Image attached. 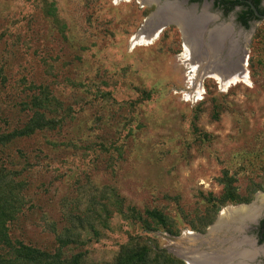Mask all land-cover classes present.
<instances>
[{"label":"rangeland","instance_id":"1","mask_svg":"<svg viewBox=\"0 0 264 264\" xmlns=\"http://www.w3.org/2000/svg\"><path fill=\"white\" fill-rule=\"evenodd\" d=\"M154 9L0 0V136L36 112L49 122L0 145V177L10 180L0 194L24 200L0 222L11 241L53 252L67 234L86 264L151 245L186 264L185 233L204 235L225 208L264 194V21L244 33L249 87L221 90L206 77L197 99L187 97L192 72L177 26L130 44ZM229 190L242 202L222 204ZM214 239V249L229 247L224 234Z\"/></svg>","mask_w":264,"mask_h":264},{"label":"bare ground","instance_id":"2","mask_svg":"<svg viewBox=\"0 0 264 264\" xmlns=\"http://www.w3.org/2000/svg\"><path fill=\"white\" fill-rule=\"evenodd\" d=\"M139 2L146 4L143 0H138V3ZM158 15L156 23H149V21L144 22L140 31L131 37L130 44L132 47L137 45L148 46L157 39L163 31L164 25L168 23H173L174 25L176 24L180 33L182 32L183 34L185 51L184 57L187 58V63H189L192 72L190 86L193 91L189 94V96H187L188 98H191V94H193V96H198L197 99H200L203 91L201 82L206 77L212 78L221 90H226L238 84H243L244 86L249 87L247 53L242 59L237 61L232 58L234 52H230L231 58L229 62L223 63L217 58L220 54V45L211 44V42H213L212 40L218 39L217 37H221V34L214 36L211 35L213 33L210 34L208 32L207 36H205V33H201L199 31V27L197 28L195 26L194 28H190L187 24H185V22L179 19L173 7H165ZM206 51L209 52V55H207ZM211 59L214 60L205 65V61ZM260 198L263 201L264 195H261ZM247 211L249 210L246 207L225 208L220 213L221 215L218 224L211 229L212 235L217 236L223 231L232 230L239 223L242 224V221L252 215ZM183 237V240L185 241L184 243L188 246L191 244L199 245L204 242L200 236L190 232L185 233ZM241 246L242 244L240 241H234L231 252L229 253L216 249H211L209 251L190 250L185 251V253L181 254V256L188 264H243L240 261L239 263L235 262V259L239 258L238 260H241L242 257L249 258L251 252L250 250H240ZM239 250L242 252L240 253ZM226 259L227 261H225Z\"/></svg>","mask_w":264,"mask_h":264},{"label":"trees","instance_id":"3","mask_svg":"<svg viewBox=\"0 0 264 264\" xmlns=\"http://www.w3.org/2000/svg\"><path fill=\"white\" fill-rule=\"evenodd\" d=\"M256 6V1L254 2ZM41 105L39 106V108ZM35 116V117H34ZM30 124L24 128L13 131L7 135L0 136V145H5L15 138L33 135L35 132L43 130L49 122H43V116L36 112ZM8 175L0 177V183H3V189H7L10 183ZM23 197L13 195L12 193L0 194V222L4 218L14 219L18 216L19 205ZM247 200H245L246 202ZM242 201L235 197L231 190L225 194L222 204L224 203H241ZM150 218L162 217L155 211H146ZM78 219V218H77ZM82 221L79 222L81 225ZM5 226L0 225V264H86L85 255H73L68 244H72L67 234L56 235L58 247L53 252L40 250L35 247L25 245L20 242L11 241ZM70 229L67 233L70 234ZM65 250V251H64ZM113 264H184L181 260L168 254L164 249L157 246H123L115 258Z\"/></svg>","mask_w":264,"mask_h":264},{"label":"flooded vegetation","instance_id":"4","mask_svg":"<svg viewBox=\"0 0 264 264\" xmlns=\"http://www.w3.org/2000/svg\"><path fill=\"white\" fill-rule=\"evenodd\" d=\"M185 2V8H195L197 21L185 22L190 28L195 26L201 33L212 32L211 35H219L212 40V45L219 44L220 54L217 57L221 62L227 63L233 53V60H240L246 53V45L249 40L244 33L251 31L257 23L264 21L258 18L256 12L264 16V0H178ZM256 1V6L254 2ZM193 26V27H192ZM207 40V39H203ZM223 49V50H222ZM234 50V51H233ZM221 51H223L221 53ZM235 54V55H234ZM222 55V58H221ZM249 60V58H248ZM209 62V61H208ZM216 62V61H215ZM245 248L250 250V257L255 259L254 264H264V209L254 227L248 226L245 230ZM255 235L251 244L249 236ZM253 245V246H252ZM260 246V247H258Z\"/></svg>","mask_w":264,"mask_h":264},{"label":"water","instance_id":"5","mask_svg":"<svg viewBox=\"0 0 264 264\" xmlns=\"http://www.w3.org/2000/svg\"><path fill=\"white\" fill-rule=\"evenodd\" d=\"M121 1H125V2H128V1H131V0H114L115 3L117 2H121ZM138 2V0H136ZM143 2H146L145 3H140V6L141 7H144V6H152L154 5L155 6V9L152 13L149 14V16L147 17V19L145 20L146 21H149V23H152V22H155L157 21L158 19V14L161 13V11L169 6V7H173V9L176 11V15L179 17V19L183 22H192V21H197L199 20L198 19V16L196 15L195 13V8H190V9H186L185 8V2L183 1H178V0H143ZM252 10L254 11L255 15L258 17V18H261V19H264V16H261L259 15L255 8L252 7ZM170 25H174L173 23H168L166 25H164V28L170 26ZM175 26H177L175 24ZM209 32V31H208ZM206 31V33H208ZM212 32H210L211 34ZM261 195H264V194H258L256 197H255V201H253L252 203L248 204V205H239L238 207H228L229 208H243V207H246L249 211H247L248 213H251L252 215L248 218H246L244 221H242V224L239 223L238 225H236V227H234L232 230H228V231H223L221 232L222 234H224V238H226L225 241H227V244L229 245L228 248H224L223 251L225 253H229L231 252V249H232V246H233V243L234 241H241L243 243L242 246H241V249L240 250H246V248L243 246L244 244V241L245 238L244 237H241V232L240 231H243L245 230L248 226H251V225H254L257 223L259 217L261 216L262 212H263V209H264V200L262 201L260 196ZM220 215H218L215 223L210 227V229L207 231L206 234L204 235H198L200 236L204 242L201 243V246L199 248H194V247H189L188 245H186L187 247H185V249L187 251H190V250H211V249H214L213 247V242L216 240L214 239L215 236L212 235V232H211V229L216 226L220 220ZM221 233L219 235H221ZM240 235V237H239ZM161 237H163L164 239L170 241V242H173V243H179L180 244V239L181 238H173V237H170V236H165L163 234L160 235ZM241 238V239H239ZM252 244V243H251ZM181 245V244H180ZM215 245V244H214ZM183 246V245H182ZM181 246V247H182ZM185 246V245H184ZM253 246V245H252ZM180 248V247H179ZM181 251H183L182 248H180ZM239 250V252H240ZM242 252V251H241ZM240 252V253H241ZM178 256L186 263L187 261L180 255L178 254ZM239 259V258H238ZM238 259H235V262H242L243 264H254L255 263V259L253 257H245V258H241V260H238ZM227 261V259L225 260Z\"/></svg>","mask_w":264,"mask_h":264}]
</instances>
